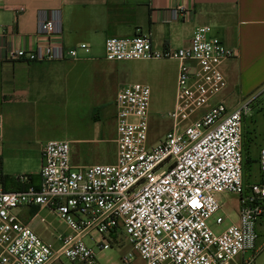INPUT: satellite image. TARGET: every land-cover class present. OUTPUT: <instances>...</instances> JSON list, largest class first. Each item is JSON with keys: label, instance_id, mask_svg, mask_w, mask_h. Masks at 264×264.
<instances>
[{"label": "built area", "instance_id": "built-area-1", "mask_svg": "<svg viewBox=\"0 0 264 264\" xmlns=\"http://www.w3.org/2000/svg\"><path fill=\"white\" fill-rule=\"evenodd\" d=\"M181 15L182 7L173 11L174 19ZM38 36L48 43L9 50L6 59L45 63L91 56L86 43L64 46L59 11L43 13ZM235 57L208 26L196 28L190 45L179 50L158 49L139 31L107 38L106 61L180 63L168 114L172 126L163 141L147 146L151 88L134 83L116 96L114 163L74 165L69 142L43 144L38 187L26 175L18 177V191L6 190L0 180V264H99V253L124 245L130 247L126 264L136 256L145 264H255L264 249L257 226L264 217V148L258 178L247 183L244 122L253 102L229 110L217 100L228 86L222 65ZM3 129L0 116V141ZM225 194L238 196L239 214L216 234L209 220L224 211ZM24 208L36 213L22 220ZM42 211L66 227L50 234L53 243L32 227L36 218L46 223ZM226 217H216V225Z\"/></svg>", "mask_w": 264, "mask_h": 264}, {"label": "rangeland", "instance_id": "rangeland-1", "mask_svg": "<svg viewBox=\"0 0 264 264\" xmlns=\"http://www.w3.org/2000/svg\"><path fill=\"white\" fill-rule=\"evenodd\" d=\"M90 55L104 57V45L99 42L95 50L91 49ZM112 64L116 70L114 76L110 77L106 75L107 72L102 71L108 64H95L91 61L48 63L49 66L42 70L41 74L34 72L33 69L22 70L14 73L15 79L21 82L17 98L3 99L1 96L9 94V90L0 83V116L5 124L0 155L7 172L20 177L38 171L40 158L37 149L40 144L49 141L69 142L74 165L114 163L117 153L116 96L120 88L134 83L151 87L147 146L153 148L164 140L172 126L168 114L175 105V64L170 61L155 63L143 60ZM157 72H163L161 82L154 80ZM5 76L7 77V74ZM249 80L244 81V84L231 82V90L224 93L225 96H228L229 92L233 94L224 102L229 110L253 102L252 110L244 122L247 183L258 178V158L260 150L264 148V84H256ZM29 86L32 88L31 95L26 92ZM253 90L256 92L248 96ZM222 94L217 100H223L225 96ZM96 123L101 130L98 141L94 144L80 143L78 140L95 138ZM220 200L225 204L224 211L218 212L209 220V225L216 234L227 228L239 214L238 196L225 194L220 196ZM21 214L24 218L29 216L26 208ZM218 216L229 218L226 217L222 225H216L215 220ZM41 217H45L46 223L36 218L32 227L44 240L53 243L54 238L50 234L56 230L65 231L66 227L48 211H42ZM257 226L262 243L264 217L259 219ZM87 243L90 244L89 241ZM125 247L129 248L128 245ZM111 249L113 247L109 250ZM255 264H264V249L256 254Z\"/></svg>", "mask_w": 264, "mask_h": 264}, {"label": "crops", "instance_id": "crops-1", "mask_svg": "<svg viewBox=\"0 0 264 264\" xmlns=\"http://www.w3.org/2000/svg\"><path fill=\"white\" fill-rule=\"evenodd\" d=\"M181 7L183 15L174 19L173 11ZM54 10L61 14L62 36L60 39L64 46L75 47L86 43L93 50L99 42L104 45L109 37H130L138 31L150 35L158 49L179 50L190 45L196 28L208 26L227 48L236 52L234 59L222 65V71L228 82L222 96L226 91L231 90L233 81L244 84V81L252 78L249 81L264 84V0H0V83L9 90V94L1 96L3 99L17 98V92L21 90V82L15 79L14 73L33 69L34 72L41 74L42 70L49 66L48 63H55H25L6 59L9 50L34 49L48 43L46 38L38 36L39 23L44 12ZM89 61L95 64H108L102 71L107 72L106 75L109 77L114 76L116 70L112 63H122L109 62L104 57L95 55L85 60L56 63ZM165 61L175 64L174 85L176 86L180 66L177 60L150 62ZM257 74L260 76L256 77ZM163 77V72H157L154 80L161 82ZM31 90L29 86L26 92L31 95ZM255 92L253 90L248 96H252ZM227 95H224V102L233 94L229 92ZM4 135L5 124L2 141ZM94 137L92 140L78 141L82 144L96 143L101 137L98 125L94 129ZM42 145L43 143L37 149L39 158H41ZM0 159L3 164L0 180L2 181L4 176L7 177L2 181L5 189L8 191L23 189L17 181L18 177L5 170L1 155ZM71 161H73L72 152ZM39 172L40 169L27 174L32 175L34 184L37 186L41 183ZM26 210L31 216L36 209ZM21 213L22 220L29 218V216L24 218ZM129 250L130 247L125 245L113 247L111 250L98 254V262L99 264H126L122 258ZM55 264H67V261L61 260ZM127 264L145 263L136 256Z\"/></svg>", "mask_w": 264, "mask_h": 264}, {"label": "trees", "instance_id": "trees-1", "mask_svg": "<svg viewBox=\"0 0 264 264\" xmlns=\"http://www.w3.org/2000/svg\"><path fill=\"white\" fill-rule=\"evenodd\" d=\"M2 166H3V164H2V159H0V172H2ZM26 176H28L29 179H30V185L38 187L37 185L34 184V181H33V177H32V175H26ZM5 178H7V177H5V176L2 177V181H3V179H5ZM245 180H246V179H245ZM17 181H18V178H17ZM35 213H36V210H35Z\"/></svg>", "mask_w": 264, "mask_h": 264}]
</instances>
